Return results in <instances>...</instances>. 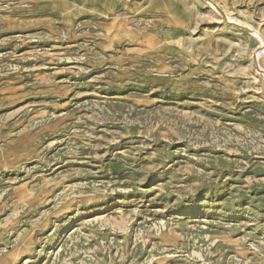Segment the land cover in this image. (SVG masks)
<instances>
[{
  "label": "rangeland",
  "instance_id": "obj_1",
  "mask_svg": "<svg viewBox=\"0 0 264 264\" xmlns=\"http://www.w3.org/2000/svg\"><path fill=\"white\" fill-rule=\"evenodd\" d=\"M250 31L264 0H0V264H264Z\"/></svg>",
  "mask_w": 264,
  "mask_h": 264
},
{
  "label": "water",
  "instance_id": "obj_2",
  "mask_svg": "<svg viewBox=\"0 0 264 264\" xmlns=\"http://www.w3.org/2000/svg\"><path fill=\"white\" fill-rule=\"evenodd\" d=\"M223 17V16H222ZM224 18H227V17H225V15H224ZM228 23L229 24H231V25H233L234 27H237V28H239V29H242V30H245V31H249V30H247V29H245V28H243L241 25H239L238 23H235V22H231V21H228ZM252 34H254V33H256L255 31H250ZM257 34V33H256ZM258 37H259V39H260V41H261V44H260V51H264V42H263V38L261 37V36H259L258 35ZM257 59H258V57H257V55L256 54H254V56H253V60L255 61V62H257ZM258 69V72H259V75H260V78L262 79V81H264V70H262V69H260L259 67H257Z\"/></svg>",
  "mask_w": 264,
  "mask_h": 264
},
{
  "label": "bare ground",
  "instance_id": "obj_3",
  "mask_svg": "<svg viewBox=\"0 0 264 264\" xmlns=\"http://www.w3.org/2000/svg\"><path fill=\"white\" fill-rule=\"evenodd\" d=\"M228 20H232V19L228 18ZM253 35L256 36V38L260 41V39H259V37H258V35L256 33H254Z\"/></svg>",
  "mask_w": 264,
  "mask_h": 264
}]
</instances>
